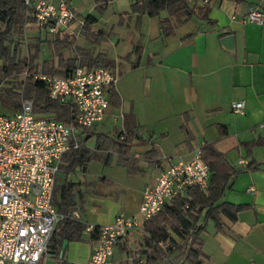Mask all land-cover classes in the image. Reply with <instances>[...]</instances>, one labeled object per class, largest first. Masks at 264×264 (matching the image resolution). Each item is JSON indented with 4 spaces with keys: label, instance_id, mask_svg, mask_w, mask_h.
<instances>
[{
    "label": "crops",
    "instance_id": "0c3cea01",
    "mask_svg": "<svg viewBox=\"0 0 264 264\" xmlns=\"http://www.w3.org/2000/svg\"><path fill=\"white\" fill-rule=\"evenodd\" d=\"M208 1L205 15L195 12L173 34L163 36L158 17L131 12L130 0H109L101 12L97 5L102 0H68L77 14L72 23L54 32L32 21L26 24L25 36L44 38L38 61L56 57L48 39L58 34L76 46L105 49L114 61V95L107 90L109 104L114 105H108L103 119L90 130L107 133L95 127L105 116L111 115L112 121L121 118L118 134L130 129L134 144L128 157L135 164L129 169L127 161L118 164L116 154L117 196L96 203L95 214L88 219L83 213L74 214L75 210L72 215L87 225L109 222L120 211L137 212L143 189L171 160L189 158L197 145H211L235 168L247 162L251 167L236 172L222 196L246 206L236 220L222 216L224 230L208 221L201 233L200 264H264V23L244 19L251 8L264 11V0ZM88 13L96 16L90 28L103 31L100 44L89 38L96 37L91 32L84 36L79 25ZM227 34L233 35L229 47L222 40ZM135 44L140 50L130 54ZM60 49L66 56L72 54L70 46ZM238 99L245 100L241 113L231 107ZM93 242L84 232L81 239L68 240L61 249L49 247L36 264H80ZM146 248L141 223L115 244L114 264H180L183 259L173 251L165 259L148 262Z\"/></svg>",
    "mask_w": 264,
    "mask_h": 264
},
{
    "label": "built area",
    "instance_id": "2783aa9c",
    "mask_svg": "<svg viewBox=\"0 0 264 264\" xmlns=\"http://www.w3.org/2000/svg\"><path fill=\"white\" fill-rule=\"evenodd\" d=\"M32 5L33 22L40 27L46 24L54 32L77 16L67 0H33ZM244 19L263 24L264 11L251 8ZM79 23L82 27L84 20ZM35 76L44 80L51 98L73 103L75 122L37 115L28 98L22 99L18 110L0 113V264H36L48 250L52 232L62 217L53 201L60 160L65 151L78 145L81 129L103 119L109 105L107 90L116 81L114 70L105 65L76 66L66 75L39 72ZM244 106V99L231 103L240 113ZM209 171L200 145L194 147L189 158L171 160L143 189L137 212L120 211L109 222L86 225V233L95 229L98 236L80 264H114L115 244L175 195L186 193L194 185L205 188Z\"/></svg>",
    "mask_w": 264,
    "mask_h": 264
},
{
    "label": "trees",
    "instance_id": "16d2710c",
    "mask_svg": "<svg viewBox=\"0 0 264 264\" xmlns=\"http://www.w3.org/2000/svg\"><path fill=\"white\" fill-rule=\"evenodd\" d=\"M32 1L0 0V102L12 108H19L22 99L28 98L32 101L33 110L37 115L52 116L73 124L75 122L73 103L51 98L44 80L35 75L39 72L66 75L76 66L111 67L114 61L107 56L104 49L94 50L93 47L84 48L73 45L67 36L60 34L54 39H48L49 44L51 42L54 44L53 52L56 53V57L52 54L41 61L36 60L44 38H41L39 34L29 39L25 36L26 24L35 19ZM108 1L102 0V3L97 5V10L101 12L104 3ZM192 2L190 3V0H130V10L137 14L157 16L162 35L169 36L174 33L177 25L188 20L193 13L205 15L209 8V1L192 0ZM84 20L87 21V24L85 25L84 21L82 26L84 36L89 37L91 32V35L96 37L89 38L99 43L103 31L91 29L89 25L96 20V16L88 13ZM42 28L49 30L46 24ZM22 46H26L28 54L21 57ZM68 46L72 48L70 56H66L60 49ZM139 50L140 45L135 44L130 54L132 52L137 54ZM130 54L127 55L128 58ZM135 64L136 62L132 63V65ZM20 73L21 79L18 78ZM112 88L113 85L109 87L110 96L114 95ZM90 128L81 129L78 145L65 151L59 163V171L69 173L77 167L85 171L88 162L94 158L109 163V153L105 154L107 143L112 144L118 151V164L127 161L128 169L130 164H135V161L131 162L132 159L128 157V152L134 144L129 128L126 131H120L119 135L114 137L104 132L91 131ZM92 135L96 136L94 148L86 144L88 137ZM202 148L203 156L208 161L211 171L208 185L205 188L197 185L190 186L186 193L175 195L152 217L142 222V233L147 242L145 252L148 262L165 259L173 251L185 250L182 264H200L204 253L201 249V233L206 230L208 221L212 220L217 229L224 230L227 226L222 216L236 220L238 211L246 206L245 203L224 200L222 196L231 177L236 172L250 168L251 162H247L242 168H235L222 152L211 145L202 146ZM57 184L55 182L53 201L62 217L56 223L48 248L58 250L61 249L64 239L67 241L81 239L86 223L72 215V210L69 208L73 203V181L65 180L59 187ZM55 193L59 197L55 198ZM89 234L93 239L98 236L95 229L89 231Z\"/></svg>",
    "mask_w": 264,
    "mask_h": 264
},
{
    "label": "rangeland",
    "instance_id": "374dc122",
    "mask_svg": "<svg viewBox=\"0 0 264 264\" xmlns=\"http://www.w3.org/2000/svg\"><path fill=\"white\" fill-rule=\"evenodd\" d=\"M100 44V43H98ZM99 49V48H98ZM105 50V49H104ZM50 52V50L48 49ZM47 52V51H46ZM66 52V51H65ZM53 53V50H52ZM28 50L26 48L20 50V56L27 55ZM22 74L20 73L18 78L21 79ZM7 84V83H6ZM114 104H109V108ZM108 108V109H109ZM18 110V108H12L6 106L2 102H0V113H12ZM122 125V120L119 118L118 120H111V115L105 116L103 123L98 124L95 128L96 130L108 131L107 134L111 137L118 136V130ZM110 130V131H109ZM96 143V136L92 135L88 137L86 144L90 148H94ZM107 150L105 154L109 153V163H104L102 159H91L88 162L87 169L84 171L81 168H76L69 173L64 171H59L56 182L57 186L63 182H65V178L68 181H73L72 184V200L71 204L72 212L74 211L78 213V216H83L85 218H90L95 214V210L93 209L96 203H101L105 196H117L116 195V187L118 184L115 182L116 176V158L118 157V151L112 144L107 143ZM103 178H107V181ZM55 198H57L58 194L55 193ZM77 216V217H78ZM84 219V218H83ZM179 254L183 257L185 255V250L179 252Z\"/></svg>",
    "mask_w": 264,
    "mask_h": 264
},
{
    "label": "water",
    "instance_id": "95a60500",
    "mask_svg": "<svg viewBox=\"0 0 264 264\" xmlns=\"http://www.w3.org/2000/svg\"><path fill=\"white\" fill-rule=\"evenodd\" d=\"M222 40L224 41V43L226 44V46H231V44H232V41H233V35L232 34H227V35H225L223 38H222ZM74 116V115H73ZM66 242H67V240L66 239H64L63 240V243H62V248L65 246V244H66Z\"/></svg>",
    "mask_w": 264,
    "mask_h": 264
},
{
    "label": "flooded vegetation",
    "instance_id": "af4514ba",
    "mask_svg": "<svg viewBox=\"0 0 264 264\" xmlns=\"http://www.w3.org/2000/svg\"><path fill=\"white\" fill-rule=\"evenodd\" d=\"M183 260H184V258L182 259V261H181V263H180V264H182Z\"/></svg>",
    "mask_w": 264,
    "mask_h": 264
}]
</instances>
